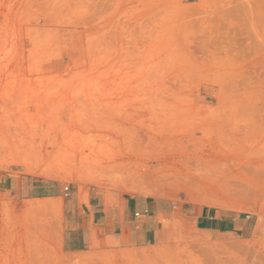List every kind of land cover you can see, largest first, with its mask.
I'll return each mask as SVG.
<instances>
[{"label":"rangeland","instance_id":"rangeland-1","mask_svg":"<svg viewBox=\"0 0 264 264\" xmlns=\"http://www.w3.org/2000/svg\"><path fill=\"white\" fill-rule=\"evenodd\" d=\"M3 173L159 200L161 235L66 253L25 201L0 264H264V0H0Z\"/></svg>","mask_w":264,"mask_h":264},{"label":"crops","instance_id":"crops-1","mask_svg":"<svg viewBox=\"0 0 264 264\" xmlns=\"http://www.w3.org/2000/svg\"><path fill=\"white\" fill-rule=\"evenodd\" d=\"M25 201H53L51 209L61 201V213L53 230L66 253L86 252L101 243L114 241L117 236L143 239L144 243L152 244L161 235L157 228L161 214L159 200L129 197L122 200L126 202L119 209L107 205L104 197L90 190L85 194L78 188H68L65 195L58 184L48 180L0 174V210L8 206L16 213ZM191 210L192 216L203 220L200 222L214 223L220 229L212 209L193 207Z\"/></svg>","mask_w":264,"mask_h":264},{"label":"built area","instance_id":"built-area-1","mask_svg":"<svg viewBox=\"0 0 264 264\" xmlns=\"http://www.w3.org/2000/svg\"><path fill=\"white\" fill-rule=\"evenodd\" d=\"M67 191H68V187L66 186V187H64V193H65V195L67 194ZM135 216H138V214H135Z\"/></svg>","mask_w":264,"mask_h":264},{"label":"trees","instance_id":"trees-1","mask_svg":"<svg viewBox=\"0 0 264 264\" xmlns=\"http://www.w3.org/2000/svg\"><path fill=\"white\" fill-rule=\"evenodd\" d=\"M215 229H217V227H214Z\"/></svg>","mask_w":264,"mask_h":264}]
</instances>
